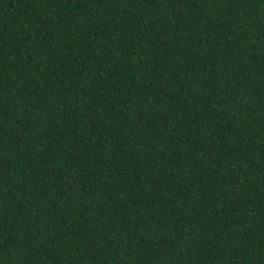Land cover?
Wrapping results in <instances>:
<instances>
[{"label":"trees","instance_id":"1","mask_svg":"<svg viewBox=\"0 0 264 264\" xmlns=\"http://www.w3.org/2000/svg\"><path fill=\"white\" fill-rule=\"evenodd\" d=\"M0 264H264V0H0Z\"/></svg>","mask_w":264,"mask_h":264}]
</instances>
